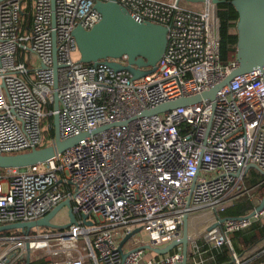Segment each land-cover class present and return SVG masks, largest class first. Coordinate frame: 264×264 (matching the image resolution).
I'll return each mask as SVG.
<instances>
[{"label":"built area","instance_id":"2783aa9c","mask_svg":"<svg viewBox=\"0 0 264 264\" xmlns=\"http://www.w3.org/2000/svg\"><path fill=\"white\" fill-rule=\"evenodd\" d=\"M95 1L0 0V153L49 144L46 116H58L62 139L107 125L47 161L3 169L0 226L40 219L65 199L75 222L0 233V264H180V245L153 249L181 237L185 216L187 264H206V246L229 244L230 233L264 214L220 217L239 198L254 200L264 182L245 183L249 164L264 171V64L233 77L212 101L142 116L209 90L238 61L220 62L211 0H115L134 19L167 27L155 71L132 79L105 63L126 65V55L81 63L72 30L100 20ZM68 222L66 212L55 225ZM245 257L232 252L231 262Z\"/></svg>","mask_w":264,"mask_h":264},{"label":"water","instance_id":"95a60500","mask_svg":"<svg viewBox=\"0 0 264 264\" xmlns=\"http://www.w3.org/2000/svg\"><path fill=\"white\" fill-rule=\"evenodd\" d=\"M220 2L221 0H211L214 38H216L217 34V4ZM230 4L238 14V19L235 23L237 34L235 57L238 61V66L232 69L220 82L209 90L191 97H183L159 104L152 109L142 111V116L157 114L177 107L198 103L202 99L212 101L216 92L222 86L227 85L233 77L247 73L264 64V0H231ZM94 9L100 14V20L95 25L88 30L77 25L72 30V35L79 53V62L91 63L94 65L99 60L119 58L122 55H126L128 62L126 65H121L114 61H106L105 63L114 71H128L132 79H138L153 73L167 44V27L149 20L138 21L134 19L128 11L115 0H97L95 1ZM53 60L55 70L53 77V109L56 110L58 108V96L56 92L57 64L55 62V46ZM58 123V116L54 114V137L49 144L16 153H0V169L23 168L47 161L65 149L76 145L79 140L85 139L88 134H94L107 127V125L97 127L90 131V133L81 132L77 135L62 139L59 135ZM246 169L256 170L264 179V171L260 170L255 164H249ZM63 207L67 209L69 222L62 225L50 223V219ZM263 209L264 193L257 206H255L250 214L243 217H223L221 220L248 219ZM74 222L75 219L72 213L70 200L65 199L42 218L34 221L1 225L0 232L11 230L27 232L33 227H55L62 229ZM136 231H138V229H135L132 233ZM131 234L126 235L121 240L119 247H121ZM177 245L181 246L182 252L180 264H187L186 216L183 219L181 237L173 240L164 248H154L153 251L158 254H165L170 252ZM145 247L148 248V246ZM26 264H29L28 259L26 260ZM226 264H232V262Z\"/></svg>","mask_w":264,"mask_h":264},{"label":"trees","instance_id":"16d2710c","mask_svg":"<svg viewBox=\"0 0 264 264\" xmlns=\"http://www.w3.org/2000/svg\"><path fill=\"white\" fill-rule=\"evenodd\" d=\"M231 0H221L217 4V19H218V45L219 58L222 64H226L235 58L237 34L235 30V23L238 19V14L233 6L230 4ZM52 106H49L51 108ZM45 122L49 124L45 135L48 140L54 137L53 116H46ZM3 169H0V173ZM263 176L255 170H250V176L245 180L248 187L256 186ZM264 193V182L258 184L255 188L256 197H261ZM255 207V201L247 197H241L235 202L226 206L220 217H242L250 214ZM8 234V231L0 232ZM264 238V218L255 220L250 226L233 231L229 234V244L225 243L219 247H206L209 253L214 256L216 264H224L230 260L232 252L241 255L244 250L253 246ZM264 262V251L252 260V264H259ZM18 264H26L19 262ZM30 264H40V262H31Z\"/></svg>","mask_w":264,"mask_h":264},{"label":"crops","instance_id":"0c3cea01","mask_svg":"<svg viewBox=\"0 0 264 264\" xmlns=\"http://www.w3.org/2000/svg\"><path fill=\"white\" fill-rule=\"evenodd\" d=\"M260 198L261 197H256V195L254 196V201L256 202V204H257V202H259ZM263 218H264V214L261 217H259L257 220L263 219ZM263 251H264V238H262L259 242L255 243L253 246H250L248 249L244 250L243 253L240 256H246L244 258V259H246V261H244V263L246 262L245 264H248V263L252 264V260L255 259L256 256L258 254L262 253ZM211 255L212 254L209 253V250H207L206 256L210 257ZM228 262H231V258L226 263H228ZM226 263H224V264H226ZM206 264H216L213 255H212V257L210 259H207ZM259 264H264V262L259 263Z\"/></svg>","mask_w":264,"mask_h":264},{"label":"rangeland","instance_id":"374dc122","mask_svg":"<svg viewBox=\"0 0 264 264\" xmlns=\"http://www.w3.org/2000/svg\"><path fill=\"white\" fill-rule=\"evenodd\" d=\"M183 5H185L186 7L188 8H191V9H200L201 8V5H202V2L201 1H196V2H186V1H182L181 2ZM79 56V53H74L73 54V57L74 58H77ZM31 57L33 58V55H31ZM66 212H67V209L66 208H62L60 209L50 220L52 223L54 224H61L63 223L64 221H66ZM244 261H246V259H244ZM246 263V262H245ZM244 263V264H245ZM248 263V262H247ZM250 264V263H248Z\"/></svg>","mask_w":264,"mask_h":264}]
</instances>
